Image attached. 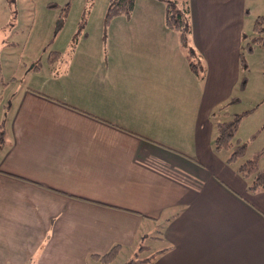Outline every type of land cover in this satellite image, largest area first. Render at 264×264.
Returning <instances> with one entry per match:
<instances>
[{
  "label": "crops",
  "instance_id": "0c3cea01",
  "mask_svg": "<svg viewBox=\"0 0 264 264\" xmlns=\"http://www.w3.org/2000/svg\"><path fill=\"white\" fill-rule=\"evenodd\" d=\"M188 1L203 77L163 5L134 0L110 49H52L56 87L7 98L0 264H90L115 244L151 256L139 264H264V189L248 191L215 148L213 113L240 80L247 15L264 12L254 0Z\"/></svg>",
  "mask_w": 264,
  "mask_h": 264
},
{
  "label": "rangeland",
  "instance_id": "374dc122",
  "mask_svg": "<svg viewBox=\"0 0 264 264\" xmlns=\"http://www.w3.org/2000/svg\"><path fill=\"white\" fill-rule=\"evenodd\" d=\"M157 1L164 10L163 0ZM108 4L109 0H0V112L17 89L31 84L48 90L56 87L53 81H58V77L51 74L47 58L50 50L110 49L107 36L112 35L116 26L114 20L119 15L106 20ZM251 6L254 11L264 12V0H254ZM141 13H147L145 8ZM258 15L264 16V13ZM258 15L251 11L246 17L247 38L242 47L245 66L224 109L226 115L223 116L222 110L219 116L220 120H225L241 114L232 142L240 140L239 143L246 146L236 164L264 144V43L252 38L253 23ZM262 24L264 26V20ZM262 37L264 39V31ZM34 65L36 69L32 68ZM220 150L231 151V148ZM263 162L264 158L260 163ZM131 251L123 247L109 264H125L132 256ZM142 256L144 252L138 257ZM89 263L103 264L93 259Z\"/></svg>",
  "mask_w": 264,
  "mask_h": 264
},
{
  "label": "trees",
  "instance_id": "16d2710c",
  "mask_svg": "<svg viewBox=\"0 0 264 264\" xmlns=\"http://www.w3.org/2000/svg\"><path fill=\"white\" fill-rule=\"evenodd\" d=\"M165 9V24L167 27L175 30L178 33L179 42L189 58L191 69L200 77H203L205 66L201 56L196 52L194 46L190 41V33L192 29L190 18V6L188 0H163ZM134 0H109L106 9V20L119 15L129 14L133 8ZM264 16L258 15L253 23L254 36L252 37L258 43H264L262 33L264 26L262 21ZM240 51L241 68L245 66L244 57ZM63 54L58 50H50L48 52V61L50 63L61 61ZM231 100V99H230ZM229 101L217 107L213 113L222 111L225 113V108ZM241 114H236L233 118L219 120L216 123L217 134L214 140V146L217 150L221 148L229 149L227 160L235 162L245 152L246 143H239L237 140L234 144L232 138L236 132V125L240 119ZM258 130H256L257 132ZM252 135V137L256 134ZM5 131L0 125V144L4 141ZM264 158V144L263 146L253 151L245 160L240 162L237 166V171L245 178L249 179L247 190L250 192H257L264 189V162L261 164V159ZM119 244L112 245L103 253H92L91 256L100 260L103 264H109L119 251ZM150 257L140 258L137 255L130 257L125 264H139L144 260H149Z\"/></svg>",
  "mask_w": 264,
  "mask_h": 264
}]
</instances>
